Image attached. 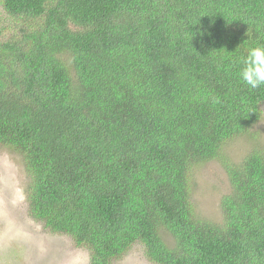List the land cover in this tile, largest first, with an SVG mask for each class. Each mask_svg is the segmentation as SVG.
Returning <instances> with one entry per match:
<instances>
[{"label": "trees", "instance_id": "1", "mask_svg": "<svg viewBox=\"0 0 264 264\" xmlns=\"http://www.w3.org/2000/svg\"><path fill=\"white\" fill-rule=\"evenodd\" d=\"M258 45L264 0H0V147L29 217L87 264L134 246L152 264H264V150L224 153L262 117L264 85L239 76ZM211 161L220 223L191 201Z\"/></svg>", "mask_w": 264, "mask_h": 264}, {"label": "rangeland", "instance_id": "2", "mask_svg": "<svg viewBox=\"0 0 264 264\" xmlns=\"http://www.w3.org/2000/svg\"><path fill=\"white\" fill-rule=\"evenodd\" d=\"M262 117L251 134L237 137L224 148L233 163L254 149L264 150V102ZM28 183L21 158L0 147V264H87L88 252L77 248L64 235L52 234L29 217ZM191 201L198 217L221 221L220 199L229 191L222 165L211 161L196 166L191 174ZM167 241H170L165 236ZM114 264H152L139 246H134Z\"/></svg>", "mask_w": 264, "mask_h": 264}, {"label": "clouds", "instance_id": "3", "mask_svg": "<svg viewBox=\"0 0 264 264\" xmlns=\"http://www.w3.org/2000/svg\"><path fill=\"white\" fill-rule=\"evenodd\" d=\"M210 33H200L201 36ZM243 65L239 76L240 79L251 89H257L264 85V45H258L249 49L247 55L242 57Z\"/></svg>", "mask_w": 264, "mask_h": 264}]
</instances>
